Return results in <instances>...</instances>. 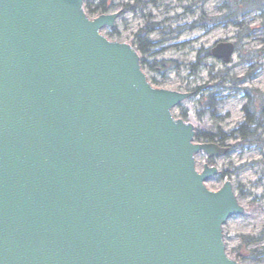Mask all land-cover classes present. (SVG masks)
Masks as SVG:
<instances>
[{
    "label": "water",
    "instance_id": "1",
    "mask_svg": "<svg viewBox=\"0 0 264 264\" xmlns=\"http://www.w3.org/2000/svg\"><path fill=\"white\" fill-rule=\"evenodd\" d=\"M120 15L0 0V264H240L224 226L245 208L197 159L230 149L174 116L194 92L155 87L140 52L102 33Z\"/></svg>",
    "mask_w": 264,
    "mask_h": 264
},
{
    "label": "rangeland",
    "instance_id": "2",
    "mask_svg": "<svg viewBox=\"0 0 264 264\" xmlns=\"http://www.w3.org/2000/svg\"><path fill=\"white\" fill-rule=\"evenodd\" d=\"M228 1L117 0L112 11L121 12L116 26L102 31L112 41L135 46L142 36L146 46L151 43L153 46L147 53L141 54L142 60L148 64H164L159 66V71L151 70L149 65L143 67L151 83L157 88L194 92L193 97L174 109V116L194 123L198 131L215 134L230 133L243 122L246 89L264 92V57L254 61L259 65L255 69L242 59V56L264 48V30L258 29L262 22L258 12L246 21L250 28L256 29L254 37L242 40V48L234 54L231 63L204 57L205 51H211L220 42L231 41L235 45L239 42L241 31L225 23ZM125 4L137 5L138 8L136 11H124ZM152 25L153 32L148 34ZM115 29L117 33H113ZM201 87L208 90L203 98L205 101L209 93L217 98L218 105L213 115L200 113L202 106L199 100L203 99L196 90ZM239 142L236 139L223 144L216 142L229 147L230 152L213 161L199 155L198 170L201 171L205 163L218 166L221 174L227 175L223 179L220 176L211 179L207 183L208 188L217 191L226 180L232 181L240 204L245 208L243 215L232 217L224 226L228 255L240 264H264V240L239 248L241 236L264 235L263 154L257 147L249 150L238 147ZM253 250H256L257 259L252 257Z\"/></svg>",
    "mask_w": 264,
    "mask_h": 264
},
{
    "label": "trees",
    "instance_id": "3",
    "mask_svg": "<svg viewBox=\"0 0 264 264\" xmlns=\"http://www.w3.org/2000/svg\"><path fill=\"white\" fill-rule=\"evenodd\" d=\"M116 1L117 0H85V8L90 16H100L111 13L117 6ZM123 8L124 11H136L138 6L125 4L123 5ZM225 9L227 10V13L224 17L225 23L233 25L234 27L238 28L239 31H241L239 35V42L236 44L237 52L242 48L241 44L243 39H250L254 37V31L256 29L250 28L246 23L247 19H249V17L254 12H258L259 17L262 19L261 26H259L258 29L264 30V0H229L225 6ZM153 26L154 25H152L151 29L147 31L148 34L153 32ZM113 33H117V30L115 29ZM146 44L147 42H143V38L141 36L135 47L141 54L147 53L148 49H150L153 45L150 43L146 46ZM204 57H213L212 51H205ZM261 57H264V48L256 52H250L249 55L242 56V59L245 62L250 63L252 69H255L259 65L256 62L254 63V61L260 60ZM199 59H201V56H199ZM145 65H149L153 71H159V66H163L164 64L158 62L148 64L145 60H142V66L145 67ZM197 65H200V62H198ZM207 91L208 90L206 87H201L196 90V94L200 97V99L201 97L203 99L206 97ZM245 91H247V94L245 95L247 98V104L243 108V122L239 123V125L230 133L218 132L215 134L198 131L197 140L205 142H218L223 144V142L229 139H236L240 141V144L237 146L245 150L257 147L262 151L263 154V160L261 163L263 165L264 173V92L259 90L250 92L248 89ZM216 99L217 98L214 94L209 93L208 100H199V104L202 106V111H200V113H210L212 115L215 114V110L218 105ZM217 138L219 139L218 141ZM226 175V173H223L221 174L220 178L223 179ZM263 240L264 235H260L259 237L244 235L241 236V245L239 248L241 249L244 245H252ZM255 252L256 250L252 251V257L257 259L258 257Z\"/></svg>",
    "mask_w": 264,
    "mask_h": 264
}]
</instances>
